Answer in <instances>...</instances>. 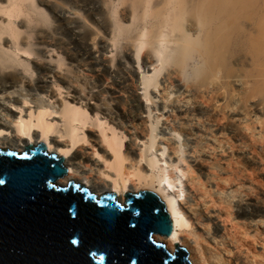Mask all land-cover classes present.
Listing matches in <instances>:
<instances>
[{"label":"bare ground","instance_id":"obj_1","mask_svg":"<svg viewBox=\"0 0 264 264\" xmlns=\"http://www.w3.org/2000/svg\"><path fill=\"white\" fill-rule=\"evenodd\" d=\"M39 144L56 187L157 195L171 255L264 264V0H0V151Z\"/></svg>","mask_w":264,"mask_h":264},{"label":"water","instance_id":"obj_2","mask_svg":"<svg viewBox=\"0 0 264 264\" xmlns=\"http://www.w3.org/2000/svg\"><path fill=\"white\" fill-rule=\"evenodd\" d=\"M0 151V264H190L184 249L171 255L154 234L172 223L150 191L95 197L69 182L63 159L43 144L26 154Z\"/></svg>","mask_w":264,"mask_h":264},{"label":"rangeland","instance_id":"obj_3","mask_svg":"<svg viewBox=\"0 0 264 264\" xmlns=\"http://www.w3.org/2000/svg\"><path fill=\"white\" fill-rule=\"evenodd\" d=\"M21 20H18V23L20 22ZM23 56V55H22ZM109 56V55H108ZM25 58H27V59H29V61H34L35 59H34V57H26V56H24ZM34 59V60H33ZM141 93V92H140ZM72 96H73V94H69L68 96H66L65 95V91H62V97H67V98H69V100L72 98ZM57 98H59V97H57ZM60 99V98H59ZM86 102H89L90 104H92V103H94V101H90V100H86ZM95 130H90L89 132H88V134L89 133H91V132H94ZM90 135V134H89ZM88 135V136H89ZM86 146V145H85ZM258 175H260L262 178H264V174H263V172H258ZM256 187H258V189L261 191H264V189L263 188H260L259 186H257L256 185ZM117 201V200H116ZM118 202V201H117ZM119 203V202H118ZM119 204H121V203H119ZM122 205V204H121Z\"/></svg>","mask_w":264,"mask_h":264},{"label":"snow or ice","instance_id":"obj_4","mask_svg":"<svg viewBox=\"0 0 264 264\" xmlns=\"http://www.w3.org/2000/svg\"><path fill=\"white\" fill-rule=\"evenodd\" d=\"M9 155H13V153H9Z\"/></svg>","mask_w":264,"mask_h":264}]
</instances>
